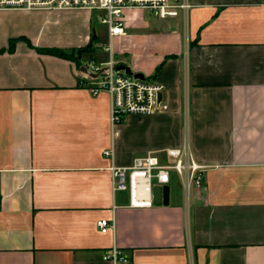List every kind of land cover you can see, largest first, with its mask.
Returning a JSON list of instances; mask_svg holds the SVG:
<instances>
[{"label":"crops","instance_id":"0c3cea01","mask_svg":"<svg viewBox=\"0 0 264 264\" xmlns=\"http://www.w3.org/2000/svg\"><path fill=\"white\" fill-rule=\"evenodd\" d=\"M185 1L140 33L125 10L126 35L108 28L97 54L95 12L0 8V50L15 43L0 53V264H115V249L130 264H264V0ZM92 53L162 84L160 110L113 124L81 70ZM170 149L208 167L204 186L172 173L169 204L150 209L113 193L112 165Z\"/></svg>","mask_w":264,"mask_h":264},{"label":"built area","instance_id":"2783aa9c","mask_svg":"<svg viewBox=\"0 0 264 264\" xmlns=\"http://www.w3.org/2000/svg\"><path fill=\"white\" fill-rule=\"evenodd\" d=\"M0 8L97 12L101 14L99 16L102 17V23L108 26L112 38L126 35L123 20L125 10L150 11L156 18L166 21L180 17L190 8V4L185 0H0ZM104 50L108 51L109 47L105 46ZM82 63L97 75L96 78L88 77L96 82L90 88L92 94L97 95L101 91L110 94L113 124H121L130 115H149L160 110L159 95H162L165 89L162 84L148 78L141 80L118 70V64L113 57L100 64L90 61ZM103 156L112 158L113 151L105 150ZM167 157L168 160L164 162L157 156L148 154L134 159L129 168L112 165L110 172L113 193H126L131 209H150L155 206V189L169 186L172 173L184 179L187 189L204 186L208 167L188 156L186 149H170L167 151ZM97 227L100 232L107 233L113 227V222L101 220ZM105 258L115 264H130L129 259L122 257L121 252L116 249Z\"/></svg>","mask_w":264,"mask_h":264},{"label":"rangeland","instance_id":"374dc122","mask_svg":"<svg viewBox=\"0 0 264 264\" xmlns=\"http://www.w3.org/2000/svg\"><path fill=\"white\" fill-rule=\"evenodd\" d=\"M137 16L134 18V29L136 30V32L143 31L146 28H148L146 25L151 24L153 27H156V29H162L164 27L167 26V22L168 20L164 21V20H160L158 18H156L150 11H137ZM94 14V23H95V30H96V34L98 35L99 39L98 41L94 42V50H96V54L99 53L98 50H103L104 46H105V42L106 41V34H107V29L108 26L102 23V17L99 16L101 14L95 12ZM103 15V13H102ZM94 54V55H93ZM95 53L92 54H85L86 58H84L85 60L87 59L88 63L91 60L92 56L95 57L97 56ZM103 55L100 56V60L104 61L107 58V55L102 53ZM90 59H89V58ZM98 59V58H97ZM119 125V124H118ZM176 175V178H179ZM176 183L172 182V187L175 185ZM181 184V183H180Z\"/></svg>","mask_w":264,"mask_h":264},{"label":"water","instance_id":"95a60500","mask_svg":"<svg viewBox=\"0 0 264 264\" xmlns=\"http://www.w3.org/2000/svg\"><path fill=\"white\" fill-rule=\"evenodd\" d=\"M82 57V52L79 53V58ZM82 72H84L85 74H87L88 76L92 77V78H96L97 75L93 74L89 69H87L86 67H82L81 68ZM118 70L120 71H124L126 74L128 75H132L135 78L144 80L145 76L143 74L140 73H134L132 72L131 68L121 65L118 66ZM162 100V95H159V102ZM170 201V188L169 186H165L164 188H160L157 187L154 191V202L155 205H168Z\"/></svg>","mask_w":264,"mask_h":264},{"label":"trees","instance_id":"16d2710c","mask_svg":"<svg viewBox=\"0 0 264 264\" xmlns=\"http://www.w3.org/2000/svg\"><path fill=\"white\" fill-rule=\"evenodd\" d=\"M14 45H15V43H14V41H12L11 43H10V46H9V48L8 49H2V50H0V53H3V52H5V51H9V52H13L14 51ZM43 53H48V54H51V55H57V56H62V57H65V58H70L68 55H66L63 51H61V50H51V49H46V50H41ZM79 52H82V50L81 51H79ZM71 59H74L75 61H77L78 63H79V65L81 66V61H80V59H79V53H77V54H73V57H71Z\"/></svg>","mask_w":264,"mask_h":264}]
</instances>
